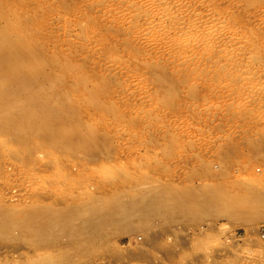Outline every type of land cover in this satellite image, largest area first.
<instances>
[{
	"label": "rangeland",
	"instance_id": "1",
	"mask_svg": "<svg viewBox=\"0 0 264 264\" xmlns=\"http://www.w3.org/2000/svg\"><path fill=\"white\" fill-rule=\"evenodd\" d=\"M263 203L264 0H0V264H264Z\"/></svg>",
	"mask_w": 264,
	"mask_h": 264
},
{
	"label": "bare ground",
	"instance_id": "2",
	"mask_svg": "<svg viewBox=\"0 0 264 264\" xmlns=\"http://www.w3.org/2000/svg\"><path fill=\"white\" fill-rule=\"evenodd\" d=\"M22 89H26V86H25V85L22 86ZM10 90H11V88L8 86L5 90L1 91V95H2V96H10V95H11L15 90H17V89H15V90H13V91H10ZM6 107H8V104H5V105L3 106V110H4ZM21 112H22V116H24L23 121L26 122V124H27V126H28V129L33 128V127H36V119L38 118V116H33V114L31 113V111H30L29 109H24V110L21 111ZM168 192H169V191H168ZM179 192H180V191H179ZM186 192H187V191H186ZM169 193H170V192H169ZM175 193L178 194V192H175ZM182 193H183V192H182ZM171 194H172V196H173L174 192L171 191ZM176 194H174V196H175ZM179 194L181 195V193H179ZM179 194H178V195H179ZM187 194H189V192H188ZM211 194H213V193H211ZM182 195H184V193H183ZM213 195H214L213 197L217 196L216 194H213ZM260 195H261V194H260ZM148 196H149V195H148ZM150 196H151V195H150ZM164 196H165V195H164ZM185 196H186V194L184 195V197H185ZM207 196H208V195H207ZM207 196H206V197H207ZM254 196H255V195H254ZM258 196H259V195H258ZM176 197H177V199H178V196H176ZM176 197H174V198L176 199ZM219 197H220V196H218L217 199H219ZM221 197H222V196H221ZM221 197H220V198H221ZM227 197H228V196H227ZM229 197H230V196H229ZM232 197H233V196H232ZM245 197H246V196H245ZM256 197H257V195H256ZM135 198H136V197H135ZM159 198H160V197H159ZM159 198H158V199H159ZM161 198H162V197H161ZM167 198H168V197H167ZM167 198H163V199L166 201V203H167V201H168V200H166ZM188 198H189V197H188ZM207 198H208V197H207ZM225 198H226V196H225ZM238 198H239V199H242L243 196H242V198H240V197H238ZM238 198H237V199H238ZM249 198H251V197H249ZM254 198H255V197H254ZM261 198H263V196H262ZM131 199H132V198H131ZM133 199H134V198H133ZM137 199L139 200L140 198L137 196ZM172 199H173V198H172ZM180 199H181V198H180ZM185 199L187 200V198H185ZM205 199H206V198H205ZM222 199L225 200L224 197H222ZM222 199H221V200H222ZM252 199H253V198H252ZM186 200H185V201H186ZM209 200H210V199H209ZM233 200H235V198H234ZM243 200H244V199H243ZM248 200H249V199H248ZM254 200H255V199H254ZM258 200H260V199H258ZM130 201H133V200H130ZM135 201H136V200H135ZM135 201H133V202H135ZM149 201H150V200H149ZM169 201H170V199H169ZM172 201H173V200H172ZM172 201H171V202H172ZM174 201H175V200H174ZM179 201H180V200H179ZM179 201L177 200V205H176V206L174 205L175 203H171V202H170V203H171V205H174L175 207H177V206H180V203H181V202H179ZM187 201H188V200H187ZM187 201H186V202H187ZM212 201H213V199H212ZM215 201H216V200H215ZM262 201H263V200H262ZM116 202H117V204H115V207H117L116 209H114V210H113V209H111V210L109 209L110 211L107 210L108 213H109V212H112V214L109 213V216L107 215V220L109 219V222H111L110 219H111V220H115V223L117 224V225H116L117 228L125 229L126 226H127L128 228L131 227V229H134V228L138 229V228L144 227L145 224H146V220L149 219V218L152 216V214H150L151 216H149L148 214H149V212H153V211L151 210V211L147 212V211L150 210V209H149V208L147 209L146 207H143V205H142V207H143V208H146L145 211H146L148 214H147V213L145 214V211H144V215H141L142 212H140V214H139V211H140V210H139V211H136V212H138L139 215H135V212H134L135 210H134V211L132 210V211L130 212L129 210H131V209H128V208H127L132 202H129L130 204H128V201L126 202V204H125L124 202H121V201H119V202L116 201ZM156 202H157V201H156ZM189 202L191 203V199L189 200ZM192 202H193V201H192ZM204 202H205V201H204ZM221 202H224V201H221ZM227 202H229V203L231 202V204H233V203H232V198H231V200L227 198ZM235 202H236V200H235ZM251 202H252V201H251ZM251 202H250V200L248 201V203H251ZM253 202H254V201H253ZM253 202H252V203H253ZM255 202H256V201H255ZM258 202H259V201H258ZM260 202H261V201H260ZM166 203H165V204H166ZM168 203H169V202H168ZM168 203H167V204H168ZM178 203H179V205H178ZM206 203H208V202L206 201ZM243 203H244V202H243ZM256 203H257V202H256ZM127 204H128V206H127ZM137 204H138V203H136L135 206H137ZM139 204H140V203H139ZM148 204H152V203H151V202H148V203H146V204L144 203V206L146 205V206L149 207ZM159 204H160V203H159ZM186 204H187V203H186ZM192 204L194 205V202H193ZM192 204H191L192 207H190V204H189V203H188L187 206H185V207H188L187 210H190L189 208H193V205H192ZM208 204H209V203H208ZM220 204H221V203H220ZM231 204H230V205H231ZM235 204H236V203H235ZM238 204H239V202H238ZM258 204H259V203H258ZM260 204H261V203H260ZM263 204H264V203H263ZM133 205H134V204H133ZM140 205H141V204H140ZM140 205H138V207H140ZM197 205H199V204H197ZM230 205H228V206H230ZM126 206H127V207H126ZM166 206H167V207H166ZM166 206H165L166 208L169 207V205H166ZM174 206H173V207H174ZM203 206H204V205H203ZM210 206H211V205H210ZM214 206H215V205H214ZM223 206H224V207H225V206L228 207L227 205H224V204H223ZM223 206H221V207H223ZM241 206H243V204H242ZM244 206H245V205H244ZM248 206H251V204H250V205L248 204ZM252 206H254V204H253ZM257 206H258V205H257ZM115 207H114V208H115ZM142 207H140V208L134 207L133 209H136V208H137L136 210L141 209V211H142V210H144ZM195 207H196V204H195ZM195 207H194V210H195V209H198L199 206H197V208H195ZM226 207H225V208H226ZM262 207H263V206H262ZM129 208H130V207H129ZM169 208H172V206L169 207ZM169 208H168V210H169ZM206 208H207V207H206ZM206 208H205V209H206ZM210 208H211V207H210ZM233 208H234V204H233L232 209H233ZM244 208H245V207H244ZM251 208H253V207H251ZM39 209H40V208H39ZM41 209H42V208H41ZM151 209H153V208L151 207ZM176 209H178V208H176ZM179 209H180V207H179ZM226 209H227V208H226ZM236 209H238V208H236ZM236 209H235V210H236ZM245 209H247V208H245ZM254 209H255V208H254ZM35 210H36V209H35ZM37 210H38V209H37ZM42 210H43V209H42ZM44 210H45V208H44ZM112 210H113V211H112ZM187 210H186V211H187ZM191 210H192V209H191ZM191 210H190V211H191ZM199 210H200V209H199ZM206 210H207V209H206ZM208 210H209V209H208ZM224 210H225V209H224ZM224 210H223V211H224ZM238 210H239V209H238ZM243 210H244V209H243ZM249 210H250V209H249ZM251 210H252V209H251ZM251 210H250V211H251ZM259 210H260V208H259ZM46 211H47V212H50V209H48V210H46ZM51 211H52V210H51ZM156 211H157V210H156ZM231 211H232V210H231ZM233 211H234V210H233ZM239 211H241V210H239ZM244 211H245V210H244ZM250 211H249V212H250ZM262 211H263V209H262ZM262 211H261V212H262ZM8 212H9V211H8ZM34 212H35L34 215H37L39 218L42 217V216H39L38 214H36V211H34ZM39 212H40V211H39ZM44 212H45V211H44ZM56 212H57V211H56ZM58 212H59V210H58ZM63 212H64V211H63ZM107 212H106V213H107ZM220 212H221V211H220ZM224 212H225V211H224ZM241 212H242V211H241ZM247 212H248V211H247ZM257 212H258V211H257ZM259 212H260V211H259ZM9 213H10V212H9ZM37 213H38V212H37ZM50 213H52V212H50ZM60 213H61V210H60ZM66 213H67V212H66ZM68 213H69V212H68ZM70 213H72V212H70ZM94 213H95V211H94ZM108 213H107V214H108ZM227 213H229V212H227ZM231 213H232V212H231ZM234 213H235V212H234ZM234 213H233V214H234ZM262 213H264V212H262ZM7 214H8V213H6V215H7ZM32 214H33V213H32ZM32 214H31V216H32ZM39 214H40V213H39ZM41 214H42V213H41ZM61 214H62V213H61ZM110 214H111V215H114V216H110ZM235 214H236V213H235ZM235 214H234V215H235ZM238 214H241V213L238 212ZM8 215H9V214H8ZM42 215H43V214H42ZM45 215H46V213H45ZM47 215H48V214H47ZM49 215H50V214H49ZM49 215H48V216H49ZM53 215H54V212H53ZM55 215L58 216V215H60V214H58V215L55 214ZM63 215H66V216H67V214H65V212L63 213ZM126 215L129 216V220H127V217H128V216H126ZM234 215H232V216H234ZM0 216H1V215H0ZM56 216H55L54 218H56ZM125 216H126V217H125ZM248 216H250V215H248ZM4 217H5V216H4ZM32 217H33V216H32ZM38 217H37L36 220H38L39 223H40V222H42L41 219H44V217H47V216H44V217L41 218V219H39ZM52 217H53L52 214H51V218L48 217V218H50V221H51V222L53 221V218H52ZM60 217H62V215H61ZM63 217H65V216H63ZM63 217H62V218H63ZM71 217H72V216H69V218H71ZM34 218H36V216H35ZM48 218H45V220H46V219L49 220ZM59 219H60V218H59ZM65 219H66V218H64V221H66ZM71 219H72V218H71ZM130 219H131V220H130ZM54 220H55V219H54ZM28 221H30V220H28ZM60 221H62V220H60ZM68 221H70V220H68ZM72 221H73V220H72ZM47 222H48V221H46V224H47ZM56 222H57V221H56ZM62 222H63V221H62ZM42 223H43V222H42ZM53 223H54V222H53ZM53 223H51V224H53ZM57 223L59 224V222H57ZM67 223H70V222H67ZM111 223H114V222L112 221ZM8 224H9V223H8ZM44 224H45V222H44ZM46 224H45V226H44V225H41V226L46 227ZM49 225H50V224H49ZM63 225H64V224H63ZM73 225H75V224H73ZM39 226H40V224H39ZM41 226H40V227H41ZM47 226H48V225H47ZM65 226H66V225H65ZM65 226H64V227H65ZM75 226H77V225H75ZM51 227H52V225H51ZM51 227H50V228H51ZM67 227H69V226H67ZM52 228H53V227H52ZM52 228H51V229H52ZM65 228H66V227H65ZM69 228H70V227H69ZM69 228H68V230H70ZM36 229L39 230V228H35V230H36ZM44 229L46 230V232H48L49 226H48L47 229H46V228H44ZM44 229L41 228L40 231L37 230V232L40 233L41 231H45ZM66 229H67V228H66ZM131 229H130V230H131ZM50 231H51V230H50ZM52 231H53V230H52ZM70 231H71V230H70ZM123 231H124V230H123ZM125 231H126V229H125ZM128 231H129V229H128ZM42 233H43V232H42ZM40 234H41V233H40ZM44 234H45V233H43V235H44Z\"/></svg>",
	"mask_w": 264,
	"mask_h": 264
},
{
	"label": "built area",
	"instance_id": "3",
	"mask_svg": "<svg viewBox=\"0 0 264 264\" xmlns=\"http://www.w3.org/2000/svg\"><path fill=\"white\" fill-rule=\"evenodd\" d=\"M257 232H258V236L264 239V224L260 226Z\"/></svg>",
	"mask_w": 264,
	"mask_h": 264
}]
</instances>
